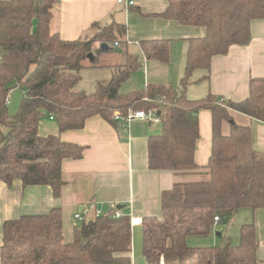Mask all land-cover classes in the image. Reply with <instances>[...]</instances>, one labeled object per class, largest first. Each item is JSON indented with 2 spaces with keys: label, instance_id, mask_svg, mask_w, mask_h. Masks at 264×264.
Listing matches in <instances>:
<instances>
[{
  "label": "trees",
  "instance_id": "trees-1",
  "mask_svg": "<svg viewBox=\"0 0 264 264\" xmlns=\"http://www.w3.org/2000/svg\"><path fill=\"white\" fill-rule=\"evenodd\" d=\"M55 2L0 0V181L49 185L59 195L62 161L80 159L85 146L58 134H39V122L46 115L63 132L82 128L94 115L118 128L122 122L113 119L114 112L126 115L152 108L160 118V132L147 137L148 168L179 172L204 168L209 177L174 183L161 194L160 216L142 217L141 251L147 264H179L180 259L182 264H257L252 220L241 224L236 244L226 234L219 244L188 240L208 234L215 216L229 219L241 208L264 205V152L252 146L250 126L233 116L264 122V77H251L248 95L237 101L212 93L191 99L185 88L194 70H209L213 56L250 41L251 21L264 19V0H168L156 15L205 30L188 39L180 84L149 82L122 91V83L141 65L138 56L127 54L126 61L89 92L76 87L80 71L87 67V54L94 52L89 64L96 66L102 49L94 48L95 43L104 42L108 51L113 50L111 44L126 43L128 27L114 19L105 25L95 21L90 33L64 39L50 29ZM139 45L147 59L168 61L167 39H142ZM15 88L23 95L12 114L7 99ZM202 109L211 114V145L207 163L198 165L194 153ZM116 210L80 220L70 242L63 240L59 208L7 219L2 225L0 264H131L130 216L115 217Z\"/></svg>",
  "mask_w": 264,
  "mask_h": 264
},
{
  "label": "crops",
  "instance_id": "crops-1",
  "mask_svg": "<svg viewBox=\"0 0 264 264\" xmlns=\"http://www.w3.org/2000/svg\"><path fill=\"white\" fill-rule=\"evenodd\" d=\"M134 2L132 6H124L116 0H56L50 29L64 39H75L91 32V24L95 21L103 25L112 19L123 22L128 27V34L124 52L117 59L121 63H107L106 56L112 53L102 50L97 56L98 66H101L98 67L99 78L108 79L114 67L123 64L127 54H133L141 60V65L122 83V91L133 90L149 82L178 86L184 72L188 39L202 36L204 28L182 25L156 15L165 10L168 0ZM250 33L251 39L247 44L231 45L226 54L213 56L209 70L193 71L185 88L189 98L198 99L212 93L237 101L248 95L250 78L264 77V19L252 20ZM142 39H167L168 61L147 59L139 45ZM99 45L95 43L94 48H99ZM206 74L208 77H205ZM76 87L83 89L79 87V82ZM233 116L236 122L250 126L252 146L264 152V122L238 113ZM198 120L200 136L196 141L194 158L198 165H205L211 145L210 111L200 110ZM148 123L135 119L115 128L94 115L87 118L80 129L59 132L55 121L48 115L44 116L38 125L39 134H58L62 140L84 145L83 155L80 159L62 161L63 185L58 196L53 194L49 185L23 186L18 179L10 184L0 181V246L2 225L7 219L23 214H42L52 208H59L63 240L70 242L73 240L74 226L80 220L91 219L97 215V211L103 213L122 205L117 210L120 214H128L131 221V264H147L144 256H140L142 217L160 216L161 194L174 183L206 180L209 177L204 168L187 172L149 169L147 137L153 131L146 125ZM189 176L197 180H189ZM239 212L240 221L252 220L254 223L258 243L257 264H264V205L254 210L241 208L236 211L237 215ZM76 214H79V219L75 218ZM220 223L221 219L214 221L208 234L192 236L189 243L219 244L220 238L215 236L224 234L230 237L231 243H238L239 230L236 234L230 232L232 236L228 227L222 232L217 231L221 229Z\"/></svg>",
  "mask_w": 264,
  "mask_h": 264
},
{
  "label": "rangeland",
  "instance_id": "rangeland-1",
  "mask_svg": "<svg viewBox=\"0 0 264 264\" xmlns=\"http://www.w3.org/2000/svg\"><path fill=\"white\" fill-rule=\"evenodd\" d=\"M52 28H54V25H52ZM90 33V32H89ZM84 34V33H83ZM124 45H126V43H121L120 47L119 48H116L114 46V43L110 45V47L113 48V50H110L108 51L109 53H112V55H108L106 56V59H107V63H111V64H120L121 61H117L118 56L122 55L123 52H124ZM91 60H86L85 63L87 65V67L83 68L81 71H80V80H79V87L80 88H83L87 91H90V90H93L94 89V86H95V83L99 80H102L99 78V70L101 68V66H98V62H97V65L96 66H90V63ZM100 67V68H98ZM78 88V87H77ZM23 95V92L20 88H15L13 89L9 95H8V110L10 113H14L16 112L17 110V107H18V103H19V100L21 99ZM148 127H150L151 131H153V133H158L160 132V125L159 123H154V122H150L148 124ZM194 173V172H193ZM189 180H197V179H193L194 176H189L188 177ZM241 212H239V214L237 215V213L235 215H237L233 218H225V217H222L221 218V223H220V228L221 229H218L217 231H223L226 229V227H228V232L229 234L231 235L230 232L236 234L239 230V227H240V224H242L244 221H240V218H241ZM235 218V219H234ZM232 219V220H231ZM215 233V231H214ZM214 235V234H213ZM215 236V235H214ZM232 236V235H231ZM215 238H220L219 236ZM140 244H141V233H140ZM140 256H142V251H141V246H140Z\"/></svg>",
  "mask_w": 264,
  "mask_h": 264
},
{
  "label": "built area",
  "instance_id": "built-area-1",
  "mask_svg": "<svg viewBox=\"0 0 264 264\" xmlns=\"http://www.w3.org/2000/svg\"><path fill=\"white\" fill-rule=\"evenodd\" d=\"M117 3L122 4L124 6H132L134 5V0H116ZM118 43L115 42L114 46L117 48L118 47ZM8 99H7V104H8ZM50 118H52L50 116ZM113 119L117 120V121H121L124 125L128 124L129 122H131L132 120L135 119H139V120H144V121H148V122H154V123H159L160 122V118L156 112L155 109L149 108V109H137V110H133V111H129L126 115H120L118 112H114L113 113ZM101 214L99 211H97L96 213ZM120 215L119 211L116 210L114 212V216L118 217ZM76 219H79V214L75 215ZM220 220V218H218L217 216L214 217V221H218Z\"/></svg>",
  "mask_w": 264,
  "mask_h": 264
},
{
  "label": "water",
  "instance_id": "water-1",
  "mask_svg": "<svg viewBox=\"0 0 264 264\" xmlns=\"http://www.w3.org/2000/svg\"><path fill=\"white\" fill-rule=\"evenodd\" d=\"M99 48L102 49V50H107L108 49V45L106 43L102 42V43H100ZM87 59L91 60V61L94 59L93 52H89L87 54ZM122 207H123L122 205H117L116 209H121ZM179 264H182L181 259L179 260Z\"/></svg>",
  "mask_w": 264,
  "mask_h": 264
}]
</instances>
